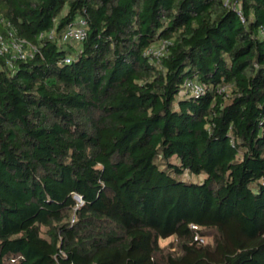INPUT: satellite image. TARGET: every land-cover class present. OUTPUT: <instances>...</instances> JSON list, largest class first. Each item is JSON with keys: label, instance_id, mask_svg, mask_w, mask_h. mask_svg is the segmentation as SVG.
<instances>
[{"label": "trees", "instance_id": "obj_1", "mask_svg": "<svg viewBox=\"0 0 264 264\" xmlns=\"http://www.w3.org/2000/svg\"><path fill=\"white\" fill-rule=\"evenodd\" d=\"M8 33L0 264H264V0H0Z\"/></svg>", "mask_w": 264, "mask_h": 264}, {"label": "built area", "instance_id": "obj_2", "mask_svg": "<svg viewBox=\"0 0 264 264\" xmlns=\"http://www.w3.org/2000/svg\"><path fill=\"white\" fill-rule=\"evenodd\" d=\"M51 36V33L49 34ZM86 37L85 22L79 19L76 24L66 27L60 39L62 41L80 42ZM163 44L159 50L149 49L147 53L155 56L162 55ZM36 51L35 47L25 40H18L13 37L11 33L7 36L0 34V56H5L8 59H27ZM68 62V60H66ZM184 88L193 95H198L203 92V86L194 81H187L184 83ZM198 243H203V238L195 236Z\"/></svg>", "mask_w": 264, "mask_h": 264}, {"label": "rangeland", "instance_id": "obj_3", "mask_svg": "<svg viewBox=\"0 0 264 264\" xmlns=\"http://www.w3.org/2000/svg\"><path fill=\"white\" fill-rule=\"evenodd\" d=\"M161 48L160 44H156L153 46L154 50H159ZM182 178L184 179H189V180H193V181H200L202 179V176L196 177L193 175H190L188 173H185L182 175ZM45 231L44 228H41V232L43 233ZM211 241V236L207 235L204 239H203V243H207ZM159 245L165 249V251H169V252H176V240L174 239V237H170V238H166V239H160L159 240Z\"/></svg>", "mask_w": 264, "mask_h": 264}]
</instances>
